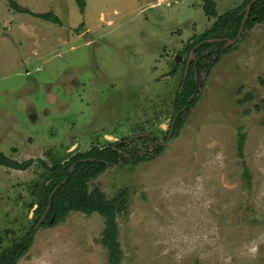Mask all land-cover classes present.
Wrapping results in <instances>:
<instances>
[{
    "label": "rangeland",
    "instance_id": "374dc122",
    "mask_svg": "<svg viewBox=\"0 0 264 264\" xmlns=\"http://www.w3.org/2000/svg\"><path fill=\"white\" fill-rule=\"evenodd\" d=\"M10 1L28 13L0 0V155L31 163H0V256L33 232L16 264H108L98 214L34 228L66 162L114 143L127 163L87 187L126 194L119 264H264V22L211 56L174 133L192 39H236L213 30L203 0H84L83 13L76 0ZM209 2L220 16L243 0ZM47 13L60 24L32 16Z\"/></svg>",
    "mask_w": 264,
    "mask_h": 264
},
{
    "label": "trees",
    "instance_id": "16d2710c",
    "mask_svg": "<svg viewBox=\"0 0 264 264\" xmlns=\"http://www.w3.org/2000/svg\"><path fill=\"white\" fill-rule=\"evenodd\" d=\"M76 1L79 10L83 13L85 9L84 0ZM203 1L205 3L204 11L206 16L212 19H217L214 24L213 30L216 31L218 35H220L221 33H226L227 36L235 39L242 23L244 10L252 0H243L241 5H239L235 9L226 11L220 16L217 15V12L215 11L214 7L213 9L210 8L209 0ZM8 2L14 8V10L20 13L27 12L25 10L20 9L16 5V3L10 0H8ZM32 16L43 21L52 23L54 25L60 24V20L51 13L42 15L32 14ZM263 22L264 0H259L250 8L243 31H250L254 27V25ZM208 39H210L209 35L205 34L203 37H201V39H198L196 41L192 39L193 43L189 46L190 49H192L193 47L198 46V44H200V46L195 51V69H193L194 65L190 63V68L187 72L185 80H182L180 82L182 90L175 95V100L173 104V109L175 112V116L173 117V120L175 122L174 133L176 132V130L178 129L177 127L181 123L179 121L180 116L183 115L185 111L187 112L188 108L195 102V100H191L189 102V99L192 98L196 92L198 81L201 80V73L206 72L207 68L211 66L209 59L212 55H216L217 59L215 58V61H218V58L221 57L220 50L222 49L223 45L226 44L225 41H219L213 44H209L207 42ZM212 48H216L214 53L212 52L207 57L202 58V50L209 51ZM221 53L224 54L226 52L221 51ZM201 60L203 62H201ZM204 60H207V62L205 63ZM173 73L174 72H172V74L170 75H173ZM251 97L252 96H249L248 98ZM184 109L185 111L182 112ZM173 137L174 136H172V138ZM145 139L146 138H141L140 140ZM244 141L245 136L243 134H239L237 141L239 157H242ZM121 145L123 146H116L113 143L102 150H99L96 145H92L87 151L74 155L65 164L66 168L64 176L60 180L56 181L49 188L47 193L45 192V190L42 193V185L46 180L49 179L50 176L48 174L41 175L38 180L33 183L34 191L36 193H42V195L40 193L39 197L43 196L46 193V195H44V200L42 203L43 210L41 217L49 206L47 215L43 219L39 228H46L55 225L57 222L61 221L65 216H67L70 212H80L87 216L95 213L106 220L105 231L102 241L103 244H106V248L108 249V251L111 252V255L108 258V264H119L118 253H116V251H114L115 249L112 248V246L115 247L114 241L116 238V229L114 221L115 216L124 211L123 208L124 204H126L127 202V197L125 193H120L113 200L108 201L105 196L101 194L97 189L89 191L87 187V182L95 178L97 175H100L112 164L117 163L118 160L127 163V160L121 154L125 145ZM113 146H116V149L113 150ZM156 148H158L157 154L163 151V148L160 145H157ZM136 159H138L139 161L142 160L138 156H136ZM0 163L16 171H25L30 166L31 162L28 161L22 164H16L13 162H9L2 155H0ZM72 167L73 169L70 173V169ZM243 168L245 171V175L248 176L247 168L245 166ZM40 218L36 220V226ZM32 234L33 232L29 233L23 239L15 242L10 248H6L5 252H3V254L0 256V264H16L17 260L21 259L29 250L32 244L30 238Z\"/></svg>",
    "mask_w": 264,
    "mask_h": 264
},
{
    "label": "water",
    "instance_id": "95a60500",
    "mask_svg": "<svg viewBox=\"0 0 264 264\" xmlns=\"http://www.w3.org/2000/svg\"><path fill=\"white\" fill-rule=\"evenodd\" d=\"M259 0H252L247 6H246V8H245V10H244V15H243V19H242V23H241V26H240V28H239V31H238V34H237V37H236V39L234 40V41H231V42H229V43H226L227 45H232V44H234V43H236L237 41H238V39L240 38V36H241V33H242V31H243V28H244V25H245V23H246V20H247V17H248V14H249V11H250V8L255 4V3H257ZM220 40H216V41H214V42H219ZM193 59V56H192V54L190 53V56H189V58L187 59V62H186V69H185V76L184 77H186V73L188 72V67H189V65H190V62H191V60ZM171 131H172V129H170V133H171ZM72 169H73V167L70 169V173L72 172ZM48 209H49V206H48V208H47V211H48ZM46 211V212H47ZM45 215H46V213L43 215V218L45 217ZM43 218L41 217V219L39 220V222H38V224H37V226H36V228L35 229H37L39 226H40V224L42 223V221H43Z\"/></svg>",
    "mask_w": 264,
    "mask_h": 264
},
{
    "label": "flooded vegetation",
    "instance_id": "af4514ba",
    "mask_svg": "<svg viewBox=\"0 0 264 264\" xmlns=\"http://www.w3.org/2000/svg\"><path fill=\"white\" fill-rule=\"evenodd\" d=\"M220 41H223V40H220ZM213 43H216V42H213ZM200 46V44H198V46H195V47H193L192 49H190V51H189V53H188V56H187V59L189 58V56H190V53L192 54V56H193V59L191 60V64H193L194 66H193V69H195V66H196V54H195V51H196V49L198 48ZM202 52H203V56H202V58L204 57H207L210 53H208L209 51H207V50H202ZM187 61V60H186ZM201 62H203L202 60H201ZM185 63V65H186V62H184ZM189 68H190V65H189V67H188V71H189ZM207 71V70H206ZM47 211V210H46ZM44 212V214L46 213V215H47V212ZM43 214V215H44ZM42 215V216H43ZM45 215V216H46ZM45 218V217H44ZM43 218V219H44ZM41 219V218H40Z\"/></svg>",
    "mask_w": 264,
    "mask_h": 264
}]
</instances>
